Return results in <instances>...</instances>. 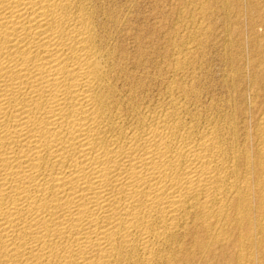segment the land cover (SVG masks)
<instances>
[{"label":"bare ground","instance_id":"6f19581e","mask_svg":"<svg viewBox=\"0 0 264 264\" xmlns=\"http://www.w3.org/2000/svg\"><path fill=\"white\" fill-rule=\"evenodd\" d=\"M125 1L0 0V264H263L264 65L234 66L231 0L227 100L206 0L165 57Z\"/></svg>","mask_w":264,"mask_h":264},{"label":"rangeland","instance_id":"374dc122","mask_svg":"<svg viewBox=\"0 0 264 264\" xmlns=\"http://www.w3.org/2000/svg\"><path fill=\"white\" fill-rule=\"evenodd\" d=\"M127 1H129V2H127ZM190 1L191 0H170V1L169 0H126L125 4H124L125 5L124 10L130 8L131 15L130 14H128V15H130V17H132V16L134 17V18L132 17V19H130V23L134 26V28L137 25H143L144 27H148L149 30L150 29L152 30V31L150 30V47H151L150 50L151 51L154 50L155 56L158 55L159 52L164 51L165 54L162 52V53H159V55L160 54L161 55L164 54L163 56L165 57L167 53L165 52L166 50L163 49V46L165 47L167 45L168 47H170L171 45L176 43L177 40H179V38H180V34H181L179 32L181 30L180 28H183V27H185L187 25H190L196 19L195 16L196 17L198 16V15H196L197 14V10L196 9L199 8V7H197L199 5L197 3L198 0L197 1L192 0L191 1L192 3ZM215 1L214 0H210V2H208L206 0L208 8L211 7V8H209L210 11H207V13H208L207 17H209V14H210V17L211 16L212 17H211V19L207 18L208 20L205 21L206 27H207V24L209 26L210 25L211 26L209 27L210 31H208V32L206 31L204 33L203 38L205 40L207 35H208V37H207L208 40L207 39L206 40L208 42H210V43L206 42V40H205L206 45L204 44L205 45L204 50L207 49L208 51L206 50L207 53L204 52V51H201V52H203V55L201 53V57H203V58H202V60L200 59L201 61L199 60L200 61L199 63L200 64L202 63L203 67L206 66L204 69L208 68L207 70L208 71L210 70L209 72L206 71L207 74L206 75L204 74V76H203V80L205 78H207L206 80H204L206 82L205 86L207 87V84H209L208 87L206 88V90L208 91V88H210L209 92L215 98L217 97V98L220 99L219 96L222 95L221 99H226V97L228 99L230 93H228L229 91L227 90V87H228L230 82L228 83V81H229L228 78H224V77H227V75H226V72H224L225 71V64H224L225 62L222 61V59H223V57L225 55L224 52H226V50L223 51V49H225V46H223V45L227 44V39H225V35H224V29H225V26L227 24L224 21V18H226L223 15L224 14V12H223L224 8L222 7V9H221V7H220L221 6L220 3H222V2H220L221 0H217L216 1L217 3ZM243 1H245V2H243ZM258 1L259 0H241V1L240 0H235V1L231 0L228 3L229 5L232 4L231 6H228L230 15H228L227 19H228V25L230 24L229 28H230L231 33H232L230 44L233 45V47H232L233 51L235 52V54H237L236 55L237 60H236V63L234 65L235 67H239L241 65H247L248 66L249 64H251L250 68H252L253 63H255L256 64V68L258 70H260L261 69V65H264V59H262V57H264V36H257L255 34H252L254 31L260 32L261 29H262V26L259 23L256 22V19L258 18L259 12H263V10H264V0L263 1L260 0L259 3H258ZM122 2H123V0H117V4H122ZM236 2L241 3V4L244 5V6H242L240 8V9L243 10V14L240 17V19L239 18L237 19V17H235V15L232 13L235 10L236 11L238 10V8L233 5ZM248 2H252V3L258 4L259 5L258 9H255V8L249 9V8H247L245 6V4L248 3ZM214 3H216V4H214ZM193 4L195 5L196 9L194 8ZM213 4L217 5V6H214ZM178 8H180V9H178ZM185 12L187 13V15H186ZM194 12H196V13H194ZM244 12H245V16H244ZM234 17H235V19H234ZM191 18H193V20ZM207 21H209V22L206 23ZM177 23H179V24H177ZM182 23H184V24H182ZM234 24H236V25H234ZM244 24H245V26H244ZM251 24H255V27H254L255 30L253 29V31L250 30V25ZM245 27H246V29H245ZM176 28L178 29L177 32H176V30H177ZM173 30H175V31H173ZM132 31H133V33L135 32L134 29H132ZM165 33H166V35H165ZM175 36H177V37H175ZM204 36H206V37H204ZM174 39H175L176 42L173 41ZM256 39H258V41L260 40V42H257ZM224 40H226V41H224ZM170 41H171V43H170L171 45H169ZM166 42H167V44H166ZM224 42H226V43H224ZM130 44L132 45V41H130ZM152 45H153V47H152ZM206 46H207V48H206ZM236 46H237V48H236ZM245 52L249 56L246 55ZM204 53H205V55L207 54L206 57L204 56ZM237 56L240 57V58H238ZM160 57H162V56H160ZM204 57H205V60H204ZM246 57L248 58L247 60H246ZM247 62H248V64H247ZM251 72H253V70ZM208 73H210V74H208ZM224 73H225V75H224ZM248 78H250V77H248ZM225 79H227V80H225ZM221 80H222V83H221ZM223 80H225V82L227 83L226 84L227 87H226V85H224L225 82ZM212 84H214V85H212ZM246 86H249V85L245 84V85L242 86V88H245ZM257 90H258V93L261 94V92H262L261 88H258ZM247 92H249V93L247 94ZM247 92L244 93L245 94V101H247V98L249 99V96L251 94V91L247 90ZM223 93H224V95H223ZM247 95H248V97H247ZM249 100H250V103L253 101L254 104L253 103L250 104L249 101L245 102L246 106L248 107V109L250 111V112H248V109H247V114H246L247 118L255 116L256 113H258L259 111H261L263 109V105H262V103H261V101L259 99L252 98V95H251Z\"/></svg>","mask_w":264,"mask_h":264}]
</instances>
